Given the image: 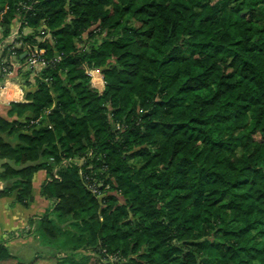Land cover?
Wrapping results in <instances>:
<instances>
[{"label":"trees","instance_id":"obj_1","mask_svg":"<svg viewBox=\"0 0 264 264\" xmlns=\"http://www.w3.org/2000/svg\"><path fill=\"white\" fill-rule=\"evenodd\" d=\"M17 21L35 31L20 41L60 57L0 112V157L15 164L0 199L29 207L48 175L51 206L29 233L124 264H264V0H8L0 44ZM43 25L54 47L38 42ZM86 35L100 44L84 52ZM89 152L111 184L101 200L79 168L54 173ZM12 261L0 242V264Z\"/></svg>","mask_w":264,"mask_h":264},{"label":"built area","instance_id":"obj_2","mask_svg":"<svg viewBox=\"0 0 264 264\" xmlns=\"http://www.w3.org/2000/svg\"><path fill=\"white\" fill-rule=\"evenodd\" d=\"M20 6L24 9L32 10L31 7L23 3H20ZM18 24H21V22H18ZM40 34L41 40H38V42H41L42 40V42H46L47 38H50L51 36L44 25L41 27ZM18 37H20V35L17 31H15L7 39L8 43H13L18 47V42H15ZM20 43L21 46L18 48L23 50L21 58L24 59V62L22 63L19 59V54L17 53L16 48L13 47V51L10 53L12 54L11 56H15L14 58L17 59V64L9 63L6 57L4 56L7 43L3 41L2 44H0V80L2 78L13 80L12 84L17 87V90H15L13 93H11L7 89V83L4 86L0 87V105H10L14 102H24L25 85L29 83L28 86L30 87L36 86L37 80L42 79L41 76L44 70L47 67H51L52 65L60 61V57L48 60L45 57L46 50H41L37 44L22 41ZM25 78L27 79L25 80ZM45 81L48 82V80ZM41 120L42 117L36 121H33V123L39 124ZM116 129L121 130L122 126L120 124H117ZM93 157V152H89L84 156H74L71 158L63 157L61 162L56 165L54 173L56 176H58V171L61 168L70 166L79 168V174L87 189L96 198L101 200L103 197H105L111 192V184L106 183L104 179L102 180L97 178L94 172V165L92 162ZM51 162H55L54 158L51 159Z\"/></svg>","mask_w":264,"mask_h":264},{"label":"rangeland","instance_id":"obj_3","mask_svg":"<svg viewBox=\"0 0 264 264\" xmlns=\"http://www.w3.org/2000/svg\"><path fill=\"white\" fill-rule=\"evenodd\" d=\"M8 0H0V8L1 6L7 4ZM234 18L236 17L235 15H232ZM70 19V18H69ZM69 19L67 21H69ZM15 26L14 28L16 29V31L19 33V29H20V25L17 22H15ZM41 31V28L40 30ZM34 30L31 28H26L24 29L23 33L20 35V37H18L16 39V43L18 42V47L21 46V39L22 37H29L32 34H34ZM14 33V32H13ZM2 34H0L1 37ZM84 39L85 42H89L88 46H85L86 43H83L82 40ZM82 40H77V47L80 50H83L84 52H87L88 50H90L95 46H98L100 44V41L98 44H95L89 41L88 35L84 36ZM18 40V41H17ZM23 40V39H22ZM38 40H41V37L38 38ZM5 42L7 40H4ZM43 41V40H42ZM41 41V42H42ZM47 41L50 43V45H52L53 47L55 46V41L52 38V36H50V38H47ZM6 59L8 60L9 63H14L17 64V59L14 58L15 56H11L12 54H10L13 51V47L17 49H19L16 45H14L13 43L11 44L10 42L6 44ZM16 46V47H15ZM88 71L91 70L89 68H86ZM89 78L91 80V82H93L100 90L101 93H103L105 91V84L103 81V78L100 77V75H98L97 73H95L94 70L89 71L88 73ZM2 81L4 80L5 83L7 84V89L13 93L15 90H17V87L15 85H13V80L10 79H5L2 78ZM6 106H10V105H1V109L0 112H2L3 114L5 113V111L7 112L8 109H5ZM50 111H48V113H46L44 116L49 115ZM44 120V119H42ZM46 125V124H44ZM165 140V137L160 136L158 138V144L160 145L161 143H163ZM61 228H63L64 230H67L68 232H70L71 234H74L77 230V226H78V222L74 221L72 218H68L65 221H63L60 224ZM35 237V236H34ZM37 243H33L31 244L29 247H27L25 250H23L22 252H20L21 250H13L14 251V255H15V262H10L7 264H124L125 261L117 258V257H104L98 253H95L93 251H89V250H79L76 252H72L71 250L69 251H65L62 249H58L57 247H55L52 244H46L44 243L43 240H41L40 237L36 238ZM22 255H28L26 257L22 256Z\"/></svg>","mask_w":264,"mask_h":264},{"label":"crops","instance_id":"obj_4","mask_svg":"<svg viewBox=\"0 0 264 264\" xmlns=\"http://www.w3.org/2000/svg\"><path fill=\"white\" fill-rule=\"evenodd\" d=\"M15 31L16 29L13 27L12 33ZM0 38H2V35ZM6 43H8V40ZM5 84L4 80H0V87ZM5 109H9V106H6ZM0 110H2L1 107ZM44 118L46 116L42 117V119ZM6 163L15 166L13 161L0 157V171ZM47 178L48 175L45 171H41L34 176V202L29 207L20 205L14 197L0 199V242L7 243L12 255H14L13 250H21L20 252H22L31 244L37 243L34 242L36 237L29 233L31 230L30 219L41 216L51 206V202L41 196V187ZM5 186L4 183L0 182V191ZM22 256L26 257L28 255Z\"/></svg>","mask_w":264,"mask_h":264},{"label":"water","instance_id":"obj_5","mask_svg":"<svg viewBox=\"0 0 264 264\" xmlns=\"http://www.w3.org/2000/svg\"><path fill=\"white\" fill-rule=\"evenodd\" d=\"M34 199L32 198V201H33Z\"/></svg>","mask_w":264,"mask_h":264}]
</instances>
